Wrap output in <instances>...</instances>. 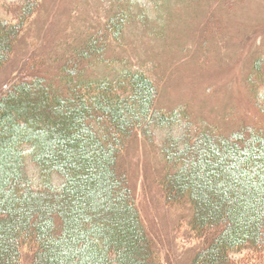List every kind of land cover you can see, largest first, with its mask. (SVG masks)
<instances>
[{
	"label": "trees",
	"instance_id": "obj_1",
	"mask_svg": "<svg viewBox=\"0 0 264 264\" xmlns=\"http://www.w3.org/2000/svg\"><path fill=\"white\" fill-rule=\"evenodd\" d=\"M39 9L31 0L16 21L0 17V76ZM128 26L127 14L113 18L105 32L72 48L57 73L32 59L0 98V264H160L123 165L141 135L167 162L169 204L193 207L203 243L194 264L263 254L264 129H201L189 110L160 107L161 90L146 72H92Z\"/></svg>",
	"mask_w": 264,
	"mask_h": 264
},
{
	"label": "rangeland",
	"instance_id": "obj_2",
	"mask_svg": "<svg viewBox=\"0 0 264 264\" xmlns=\"http://www.w3.org/2000/svg\"><path fill=\"white\" fill-rule=\"evenodd\" d=\"M29 1L0 0V17L16 21ZM39 1L13 62L0 76V98L24 76L32 59L47 61L57 73L72 48L86 45L105 32L110 20L127 14L123 40H112L107 61L92 72L102 77H116L125 69L146 72L161 90L160 107L189 110L201 129H264V107L258 100L264 95V73H257L258 62H264V0ZM177 130L185 132L183 126ZM123 165L160 264H194L203 245L192 225L194 210L190 204H169L162 184L164 156L141 135L130 144ZM31 172L41 178L34 163ZM235 259L264 264V252L248 250Z\"/></svg>",
	"mask_w": 264,
	"mask_h": 264
}]
</instances>
